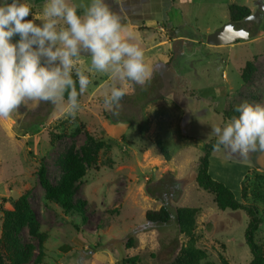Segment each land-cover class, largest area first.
I'll return each mask as SVG.
<instances>
[{"label": "rangeland", "instance_id": "374dc122", "mask_svg": "<svg viewBox=\"0 0 264 264\" xmlns=\"http://www.w3.org/2000/svg\"><path fill=\"white\" fill-rule=\"evenodd\" d=\"M237 4L254 13L264 0ZM76 9L83 15L71 26ZM150 20L159 28L145 27ZM229 21L228 0H0V43L26 41L49 61L35 79L0 67V264L13 263L12 238L23 264H179L189 240L176 224L180 207L198 210L202 263L251 262L246 212L220 210L196 181L204 147L218 138L209 172L257 206L255 241L264 245V19L248 40L208 45ZM71 75L81 83L79 104L59 96ZM88 138L101 148L75 195L87 203L84 219L47 201L37 172L44 164L58 185L67 155L81 157ZM25 195L36 234L15 232ZM164 204L172 220L153 226L146 213Z\"/></svg>", "mask_w": 264, "mask_h": 264}, {"label": "trees", "instance_id": "16d2710c", "mask_svg": "<svg viewBox=\"0 0 264 264\" xmlns=\"http://www.w3.org/2000/svg\"><path fill=\"white\" fill-rule=\"evenodd\" d=\"M228 11L231 21H243L253 13L249 7L239 6L237 0H228ZM82 15L83 11L76 9L71 14V26H75ZM48 65L49 61L47 58L38 50L30 48L26 41H21L14 45L0 43V67L10 68L21 78L35 79ZM59 96L70 104H79L82 99V88L79 79L71 75L59 91ZM166 96L167 92L155 99L148 100V102ZM122 97L123 94H119L115 98L120 99ZM108 117L114 123H131L129 119L114 118L110 115ZM88 139L90 140L91 138ZM91 141L92 143H87L81 148V157L73 153L67 155L66 162L69 164V167L58 185H54L51 182L44 164L39 166L37 172L40 184L45 191L46 200L61 206L66 214H77L83 216L82 218L85 217L87 203L85 201L75 202V195L78 190V184L86 177L87 165L91 164L94 155L101 148L99 144H94L92 139ZM221 145L222 142L218 138H215L204 147L203 156L200 157L198 163L196 181L200 188L214 196V201L220 210H242L246 212L248 216V225L245 231V242L252 255V260L249 264H264V245H258L255 241V234L263 224V218L257 206L242 204L237 200L235 194L229 187L215 180L209 172L210 158L213 152L221 147ZM165 156V158L169 160L170 157L167 154H165ZM262 158L264 159V153ZM170 179L172 186L173 184L175 186L181 184L180 181H176L173 178ZM164 182L166 181L164 180L163 183L161 182L159 184L165 186ZM18 209L19 213L16 211L14 218V223L16 225L15 232H20L23 227L28 226L31 233L36 234L39 230V223L36 213L32 210L26 195L20 198ZM197 212V209L191 207H180L175 211L176 224L178 225L179 232L189 239L187 243H182L179 264H205L202 263L206 258L205 252L196 248L193 240L196 229ZM146 219L153 226L168 225L172 220L171 209L164 204L158 211H148L146 213ZM39 239L42 243L44 236L40 235ZM135 241L134 237H130L127 242V247L129 249L132 248ZM10 245L13 247L12 264L26 263L27 259H22V251L14 238H12ZM126 263L136 264L137 258L133 257L127 259Z\"/></svg>", "mask_w": 264, "mask_h": 264}, {"label": "water", "instance_id": "95a60500", "mask_svg": "<svg viewBox=\"0 0 264 264\" xmlns=\"http://www.w3.org/2000/svg\"><path fill=\"white\" fill-rule=\"evenodd\" d=\"M264 19V4H260L257 11L251 14L248 18L243 21H229L223 27L216 30L215 33L210 34L207 39L208 45H223L233 44L239 40H248L258 33L259 25L262 24ZM248 22L254 24V31L249 32L245 29L244 25Z\"/></svg>", "mask_w": 264, "mask_h": 264}, {"label": "crops", "instance_id": "0c3cea01", "mask_svg": "<svg viewBox=\"0 0 264 264\" xmlns=\"http://www.w3.org/2000/svg\"><path fill=\"white\" fill-rule=\"evenodd\" d=\"M181 1H185V0H181ZM188 2H192L193 0H187ZM52 2H53V0H52ZM144 24V26L145 27H147V28H154V27H158L159 28V26L160 25H158V22L156 21V20H150V21H148L147 23H143ZM124 30V28L122 29V31ZM114 37V35L111 37V39ZM115 37H116V35H115ZM1 103V102H0Z\"/></svg>", "mask_w": 264, "mask_h": 264}, {"label": "flooded vegetation", "instance_id": "af4514ba", "mask_svg": "<svg viewBox=\"0 0 264 264\" xmlns=\"http://www.w3.org/2000/svg\"><path fill=\"white\" fill-rule=\"evenodd\" d=\"M260 5V4H259ZM263 164H264V162H263Z\"/></svg>", "mask_w": 264, "mask_h": 264}]
</instances>
